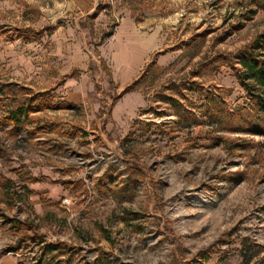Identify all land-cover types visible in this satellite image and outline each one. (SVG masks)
<instances>
[{
    "label": "rangeland",
    "instance_id": "374dc122",
    "mask_svg": "<svg viewBox=\"0 0 264 264\" xmlns=\"http://www.w3.org/2000/svg\"><path fill=\"white\" fill-rule=\"evenodd\" d=\"M113 2L94 19L77 0H0V264H264V122L231 81L264 0L172 1L178 61L154 68L158 48L129 89L100 53ZM126 91L175 95L176 118L117 111ZM30 99L15 132L4 113ZM56 241L62 261L41 250Z\"/></svg>",
    "mask_w": 264,
    "mask_h": 264
},
{
    "label": "crops",
    "instance_id": "0c3cea01",
    "mask_svg": "<svg viewBox=\"0 0 264 264\" xmlns=\"http://www.w3.org/2000/svg\"><path fill=\"white\" fill-rule=\"evenodd\" d=\"M77 1V7L74 4L73 9L77 11V14H80L79 17L90 15L92 12H94L92 15L94 19H99L105 16L102 11L96 10L98 0ZM113 1H116V3L122 1V6H117V4L114 5L113 2V13L117 14L120 17V20L113 32L103 41V43H101L100 46V53L109 67L112 79L120 81L121 85L126 87L135 84L137 80L142 77V74H144L143 72H146L145 70L148 68L149 64L147 63L149 62L148 60L151 54L162 46L173 48V50H169V52L163 51V54L159 55L158 58L151 59L150 64L152 63L154 68L156 65L165 67L166 65L178 61L177 58L179 53L176 51L179 47L177 45H180L178 44L179 42L187 40V37L178 42L174 40L172 44L167 45L173 37L170 36V38H167L166 33L163 31V26L166 24H174V22L179 19V15H177L176 12H172V1L174 0ZM168 1L170 3H168ZM62 6H64V4ZM65 6L67 10H70L69 0H65ZM181 15L183 16V14H180V16ZM190 37L191 35L188 38ZM236 64L238 65L237 68H240L239 63ZM144 66H146V69L143 68ZM231 81L232 85L238 87L240 94L243 96V99H245L247 97L246 92L240 87L235 71L231 74ZM189 90H191L189 91V96L192 94H194V96L196 95L192 89ZM184 95L188 96V94ZM123 96H126L125 100L128 102H126L125 106L116 105L115 109H117V111L124 110L127 113L133 114L137 107L143 106L149 107L150 111L151 109L154 111H160L162 109L160 105H168L175 110L174 105H170L167 102H172V104L176 103V97L173 94L159 95L161 101L156 102V104L159 105L154 107L147 105V100L140 93L130 91ZM21 107H29L26 120L30 123V120H28V118H30L29 114L36 111L32 99L24 102V104L21 103L15 107L9 108L4 115L7 116L11 111L17 110ZM173 110L171 112L175 113V115L173 114L171 119L176 118L177 112L176 110ZM187 110L192 111L191 108H187ZM182 111L185 112V109L183 108ZM21 118H23V115H21ZM111 119L113 120V106L111 108ZM173 122H176V120ZM44 244L54 245V248L45 250L43 249ZM41 246L44 255H52L53 253L58 252L61 261L65 259L64 254H69L68 252L70 251L69 248L65 246V243H62L61 241L42 243ZM69 263L71 262L63 264ZM72 264H75V262L73 261Z\"/></svg>",
    "mask_w": 264,
    "mask_h": 264
},
{
    "label": "trees",
    "instance_id": "16d2710c",
    "mask_svg": "<svg viewBox=\"0 0 264 264\" xmlns=\"http://www.w3.org/2000/svg\"><path fill=\"white\" fill-rule=\"evenodd\" d=\"M237 62L240 68L234 67L240 87L246 92L245 107L248 111L258 114V121L264 122V31L261 32L253 42L238 54ZM127 87L126 89H129ZM29 107H21L11 111L5 119H7L14 128L15 132L28 122L26 115ZM23 115V118H21ZM264 126V125H263ZM258 126L256 128H259ZM264 131V129H263ZM54 245L44 244L43 249L54 248Z\"/></svg>",
    "mask_w": 264,
    "mask_h": 264
}]
</instances>
